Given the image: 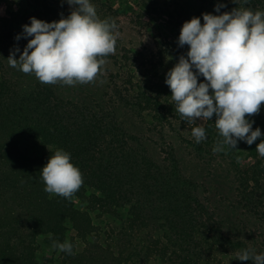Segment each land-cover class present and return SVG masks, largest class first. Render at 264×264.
<instances>
[{"label":"rangeland","instance_id":"1","mask_svg":"<svg viewBox=\"0 0 264 264\" xmlns=\"http://www.w3.org/2000/svg\"><path fill=\"white\" fill-rule=\"evenodd\" d=\"M46 2L61 13L39 19L51 22L72 11L67 0H0V80L7 82L0 91V241L9 234L17 250L32 253L35 264H254L236 257L248 248L264 253V157L256 151L264 137L214 152L223 138L197 143L192 136L196 122L141 109L136 101L141 89L129 83L131 76L138 83L141 75H149L144 78L146 91L156 94L159 88L153 82L187 54L188 46L178 45L183 23L199 16L203 24V13L230 12L235 1L91 0L101 18L116 21V50L103 58L94 81L72 86L41 83L34 73L8 63L11 50L19 46L22 53L30 39L17 41L16 35ZM260 2L264 11V0ZM217 5L226 7L216 13ZM118 88L126 95L116 93ZM11 94L15 99L10 104L6 98ZM42 103L96 114L100 128V139L90 145L93 156L80 169L83 184L71 197L73 222L79 227L64 224L53 241H48L51 228L35 233L42 232L39 221L50 214V203L57 198L44 191L41 170L50 149H62L63 142L19 124L37 119L45 111ZM249 119L254 120L253 130L259 127L264 133V103ZM13 151L19 158L9 153ZM255 155L262 176L247 171ZM101 160L110 163L112 174H126L124 183L138 192L134 209L111 207V193L98 179ZM27 168L40 171L27 175ZM33 235L37 240H30ZM65 240L72 242L74 254L52 247L54 241ZM132 246L141 254L132 255Z\"/></svg>","mask_w":264,"mask_h":264},{"label":"clouds","instance_id":"2","mask_svg":"<svg viewBox=\"0 0 264 264\" xmlns=\"http://www.w3.org/2000/svg\"><path fill=\"white\" fill-rule=\"evenodd\" d=\"M67 3L72 6L68 16L61 14L51 22L33 16L22 26L15 39H30L22 53L19 46L11 50L7 58L12 68L34 73L44 84L72 86L96 79L103 58L115 53L118 25L115 20L101 18L91 0ZM221 7L226 5H217L216 13ZM202 15L203 24L199 16L183 23L178 45H187L188 51L166 73L165 83L176 111L188 124L213 120L215 115V127L223 140L214 152L223 151L224 145L237 148L239 141L252 145L264 137L259 127L253 130L254 120L249 119L264 103V11L236 7L222 14ZM201 76L203 81H199ZM192 136L197 143L205 140V128L193 127ZM50 151L52 155L41 170L44 191L71 198L83 184L82 173L69 152L60 148ZM256 151L264 157V139ZM52 247L74 254L68 240L54 241ZM236 258L264 264V253L252 248L242 250Z\"/></svg>","mask_w":264,"mask_h":264},{"label":"trees","instance_id":"3","mask_svg":"<svg viewBox=\"0 0 264 264\" xmlns=\"http://www.w3.org/2000/svg\"><path fill=\"white\" fill-rule=\"evenodd\" d=\"M259 3H261L260 0H248L247 4L244 3V0H239V3L235 2L234 6L235 8L248 7L253 11H261ZM139 6L141 9L145 8V6H143L142 4H140ZM54 7L55 5L46 2L41 6L39 11L37 12L38 14L35 13L33 14V16L40 18L44 17V15L50 17L51 14H53L54 16L60 14V10H57V8L54 9ZM57 17H60V15ZM0 40H2L1 35ZM3 45L4 43L0 41V51H2ZM149 77L150 76L146 74L141 75L142 79H140L138 83L134 82V79H137L134 76H131L129 79V83L133 85L134 89H141L136 98L137 103L140 104V108L143 110L151 111L161 118L171 116L176 117L177 119L184 120V118L178 113V111H176L175 102L171 98V90L165 83L166 75H162L156 82H153V85L156 86V88H159V91H156V94L154 95L152 94V92L146 91L147 87L145 83H148L145 79H148ZM203 79L204 78L202 76L199 77V81H203ZM4 80L6 79L1 78L0 80V91L4 90L7 86V82ZM48 89L49 88L44 87L43 91L49 94L47 92ZM121 89L118 88L116 93L125 96V92H122L123 90ZM127 90L129 91V89H126V91ZM16 91L17 90H15V92ZM13 94L6 98L7 102L10 103L15 99ZM2 103L3 99L0 96V104ZM41 107H43L45 111L39 117H37V119H34V121L21 122L19 124H24V129L36 132L37 134H42L45 136L52 135L56 136L57 139L58 137L59 139L61 138L60 140L61 142H63L62 149L71 154L72 162L79 169H85L84 166L87 161H89V157L93 156V154L91 153L90 145L93 144L94 140L100 139L99 117L96 114H94L96 115L95 117L94 115L90 116L91 114L88 111L87 112L90 115L83 109L76 110L75 108H70L65 104L61 105L60 107L58 105L52 107L49 105L45 106L42 103ZM16 108L17 109L14 111L15 113L19 111L18 107ZM5 115L9 116V114ZM214 120L215 115L213 117V120H207L204 126L206 137L213 141L223 138L220 136L219 130L215 127ZM197 126H199V124L196 121L195 127ZM9 153L19 158L16 152L13 151ZM74 157H80L79 159L81 160H75L76 162H74ZM255 157V163L251 166V168L247 169V171H251L254 176H256L257 174L259 176H262L261 172L263 170V166L262 168H260L259 166L260 158L258 157V155H255ZM103 161L104 160L100 161V174L98 175V179L100 183L102 185L104 184L105 188L111 193V207L121 208L125 210L134 209V207L137 205V201L139 200V198L137 197L138 192L131 188L128 183H124L123 180L126 178L125 173L117 172V174H112L116 172H114L113 170H109L111 168L110 163H102ZM27 169H30L29 172H26L27 175L33 174L36 176L38 171H40L37 169L34 170V168ZM113 177L116 178L113 179ZM56 196L57 198H55V200L50 203L52 205L50 214L46 216L44 220L39 221V223H41V228L44 230L41 229L42 232H40V229L35 231L37 235H40L41 233H46V231L48 233V231H50L49 229L51 228L53 232L52 236H49L48 241H50V239L51 241L56 240V236H58V228L63 226L64 224L71 225L72 227H75V229L79 227L76 226L79 225L78 223L74 224L76 222H73L75 220L72 215L74 209L71 202L72 198H65L59 195ZM37 235H33L30 240H37ZM8 236L9 234H6L0 241V264H35L34 262H32V260L34 259L32 258V253L30 252L28 254V252L26 251L27 249L23 248L25 251V255L22 256L21 252L23 251V249L17 250L16 245H14L15 243H13ZM32 250L34 249L32 248ZM131 253L132 255L137 256L138 253L141 254V250H139L136 246H132ZM137 259H135L134 261L137 262Z\"/></svg>","mask_w":264,"mask_h":264}]
</instances>
